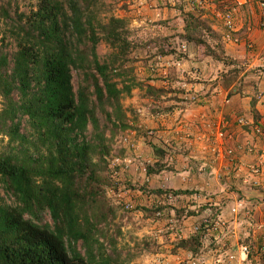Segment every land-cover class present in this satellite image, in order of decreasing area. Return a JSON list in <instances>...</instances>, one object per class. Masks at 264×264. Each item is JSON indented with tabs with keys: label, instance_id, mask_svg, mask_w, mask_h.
Instances as JSON below:
<instances>
[{
	"label": "trees",
	"instance_id": "16d2710c",
	"mask_svg": "<svg viewBox=\"0 0 264 264\" xmlns=\"http://www.w3.org/2000/svg\"><path fill=\"white\" fill-rule=\"evenodd\" d=\"M3 1L0 22L11 43L0 44V138H7L0 151V264H129L116 236L99 227L108 217L98 213L109 153L105 132L131 125L120 101L134 85L112 81V66L135 48L126 22L101 19L103 0H36L27 13L11 12V2ZM184 16L183 39L199 58L223 61L197 29L218 33L199 16ZM100 42L116 51L111 63L98 61ZM218 49L224 56L221 43ZM171 54L180 57L161 53ZM197 237L181 241L190 252L186 260L200 252Z\"/></svg>",
	"mask_w": 264,
	"mask_h": 264
},
{
	"label": "rangeland",
	"instance_id": "374dc122",
	"mask_svg": "<svg viewBox=\"0 0 264 264\" xmlns=\"http://www.w3.org/2000/svg\"><path fill=\"white\" fill-rule=\"evenodd\" d=\"M9 1L12 4L11 12L17 10L19 13H27L36 5V0H4V6H7ZM103 2L105 6L101 11V19H107L109 16L124 19L129 33L128 39L135 48L112 66V74L115 75L112 81L117 82L118 87H122L124 82L134 85L130 93L124 94L120 101L126 117L125 121L131 125L126 131L116 130L114 133L111 132V130L114 131V127H111L105 132L109 153L104 158L105 166L101 173V178L106 183L102 186L103 203L99 205L98 213L106 215L108 219L106 224L101 223L99 227L110 238L116 236V249L119 250L122 257L129 255V264H182L186 260V254H183L184 249L181 246V241L195 239L198 235L197 238L201 242L200 248L205 251L209 245V237L205 236L207 228L212 226L213 218L221 215L222 210L220 211L219 206L213 205L210 200L215 198L219 179L214 180L211 174H195L201 184H208L211 189L192 190L190 187L194 182L195 175L191 170V159L182 156L183 158L178 160V167L174 168L176 166L175 159H177L175 156L179 155L181 148L186 147L184 145L194 144L200 152L206 151L210 154H216L217 147L221 148L220 152L223 156L224 144L229 139L232 140L233 135L225 132L226 127L224 128L222 123L213 129L201 122L202 130L196 131V138L186 132L184 138L175 142L177 135L173 131L180 124L164 128L165 126L157 122V118L160 121L159 118H161L162 111L166 109L165 107H169L167 99L177 97L171 94L167 96V91H175L174 88L165 90L163 86H160L163 78L159 72L162 67L161 58H165L169 73L170 71L175 73L173 72L176 67L174 63L183 64V62L181 63V58L184 55L182 51H185V47L189 45L187 43H190L183 39L184 32H186L183 30L184 15L192 13L196 17L199 16L206 25L211 27L212 31H216L218 33L215 34L216 37H220L217 40L201 27L197 29L200 39H205L207 41L205 43L217 52L224 63H232L229 58L226 60L227 57L222 56L218 49V45L222 44L223 32H218L214 25L225 26V36L232 41L231 33L236 32L234 25L241 22L240 16L243 10L251 12L248 18L257 25V28H264V14L259 12L257 0H103ZM226 12L231 13V18H227ZM228 20L232 25L230 29L226 26ZM163 38L167 39V42L163 41ZM4 40V44L11 43L10 39L3 34L0 22V44ZM194 48H196L195 45ZM13 49L14 44L7 46L9 53ZM167 51H177L180 57L175 54H171L172 56L161 55L162 52L167 53ZM96 54L100 63H111L116 51H113L106 43L100 42L96 48ZM170 57L172 58L168 61ZM232 65L233 67L229 68L226 74L229 75L226 80L231 83L236 82L240 70L236 68L235 64ZM179 67L180 65L176 68ZM250 70L256 71L258 68ZM78 81V72L74 71V88L77 87ZM148 87H151V90ZM172 101L173 107L188 106V102L183 98ZM176 103L180 104L176 106ZM175 115L177 116L173 112L172 121L175 120ZM162 118L168 117L165 114V117ZM241 118L250 122L245 116ZM251 124H253L252 121ZM166 131L168 133L164 134L163 132ZM256 136L258 137V135ZM132 142L135 143L136 151L132 147ZM6 144L7 138H0V151L2 147L6 148ZM232 152L231 150L230 154L225 155L229 156ZM165 155L168 156L166 162ZM93 161L98 163V158H93ZM148 167L153 168L154 173H149ZM256 169L251 168V174L258 175L256 177L264 175L263 169L262 172L260 168L258 174L255 173ZM176 170L177 172H175ZM179 170L180 172H178ZM233 208L243 210L245 206L243 207L238 201ZM230 212L234 216L232 209ZM177 217L184 221L180 225L187 231L186 234L179 232L178 235H170L168 232L166 233L167 226L173 224ZM192 217L200 218L193 219ZM231 218L232 223L233 220L240 221L241 228L246 230L255 227L250 217ZM45 219L50 221L49 217H45ZM220 219V226H222L219 228L220 233L228 231L230 222L224 220V217ZM118 231H120L119 234H117ZM198 232L199 234H197ZM262 236L264 246V235ZM179 248L183 251L179 252L181 255L173 254L180 251ZM177 256H179V262L175 261ZM256 259L257 264H264L260 257H256ZM233 263L239 264V261L236 260Z\"/></svg>",
	"mask_w": 264,
	"mask_h": 264
},
{
	"label": "crops",
	"instance_id": "0c3cea01",
	"mask_svg": "<svg viewBox=\"0 0 264 264\" xmlns=\"http://www.w3.org/2000/svg\"><path fill=\"white\" fill-rule=\"evenodd\" d=\"M250 14L249 10L242 11L241 22L234 25L236 32L231 33L232 41L225 36V26L214 25L218 32H223L224 55L227 57L226 60L229 58L232 63L216 61L209 56L200 59L194 45L187 43L189 45L185 47L184 55L181 58L183 64H180L179 68L175 67V71H173L175 73L168 72V66L163 57L161 58L162 69H159L160 75L163 77L160 86H163L165 90L174 88L175 91H167V96L171 94L177 97L167 99L169 107H165L166 109L162 111L163 115L161 114V118H159L160 121L157 118V122L165 126L164 128L180 124L173 131L177 135L175 142L184 138L186 132L196 138V131L202 130L201 122L213 129L222 123L224 128L226 127L225 132L233 135V139H229L224 144V149L230 148L233 151L231 155L224 154L222 156L221 148L218 147L217 153H213V155L206 151L200 152L195 144V146L184 145L186 147L181 148L179 155L175 156L177 159H175L176 166L174 168L178 167V160L183 158L182 156H186L191 159L193 175L211 174L214 180L219 179L215 198L210 200L213 205L219 206L220 211L222 210V214L216 217H224V220L230 222V227H228V231H222L223 233H220V229H212L206 234L205 236L209 237L206 251L210 253V259L215 257L218 259L225 254H238L239 248L246 245L249 254L244 261L238 260L239 264H257L256 257H260L261 261H264L262 242V235H264V175L256 177L258 175L251 174V168L264 170V138L257 137L252 131L251 125L252 121L253 124L264 128V28H257V25L249 20ZM214 27L213 29H215ZM171 58H168V61ZM232 64L240 69L239 76L236 82L233 80V83L226 80L229 77L226 74L229 68L233 67ZM254 68H258V70H250ZM162 98L164 99V97ZM177 98L186 100L188 106L173 107L172 100H177ZM179 104L176 103V106ZM173 112L177 116L175 115V120L172 121ZM165 114L168 118L163 119ZM244 116L249 119L250 125L241 126L236 123L238 118ZM132 143V147L136 151L135 143ZM167 157L165 155V162ZM202 171L203 173H201ZM190 188L195 191L211 189L208 184H201L196 175ZM194 195L192 196L194 197ZM238 201L243 207L245 206V209H243L244 211L239 209L233 216L230 210ZM216 217L213 218L214 221L217 219ZM231 217L242 219L250 217L255 227L249 230L241 228L242 223L237 220H233L232 223ZM176 220L167 226L166 233L168 232L170 235H178L179 232L186 234L187 231L180 225L184 221L178 217ZM178 250L180 251L173 254L181 255L179 252L183 251L181 248ZM183 254H186V258L190 256V252L186 250ZM178 257L175 259L176 262H179ZM214 261L216 260H211L212 264H215Z\"/></svg>",
	"mask_w": 264,
	"mask_h": 264
},
{
	"label": "built area",
	"instance_id": "2783aa9c",
	"mask_svg": "<svg viewBox=\"0 0 264 264\" xmlns=\"http://www.w3.org/2000/svg\"><path fill=\"white\" fill-rule=\"evenodd\" d=\"M257 3H258V7L260 9V12L264 14V1H261V0H257ZM227 16V18H231V13L230 12H226L225 14ZM227 23V27L230 29L232 28V25H231V21L228 20ZM184 52V50L182 51ZM174 65H176V67H178L180 65L179 62H176L174 63ZM156 66V65H155ZM237 124L238 125H241V126H247L249 123L244 120L243 118H240L237 120ZM252 125V131L254 132L255 135H258V137H262L264 138V128L262 127H259L257 125H254V124H251ZM220 133V132H219ZM222 135V133L220 134V136ZM230 138V137H229ZM223 154H230L231 153V150L230 149H225L222 151ZM221 154V152H220ZM260 170L257 168L255 170V173H258ZM232 212L235 214H237L238 212V208L235 209V208H232ZM220 221L221 219L218 217L215 221H214V224L212 226H209L207 228V234L212 230V229H219L221 228L222 226H220ZM211 225V224H210ZM206 254H210L208 251H204L203 248L200 249V252L193 258H189L187 259L186 261H184L182 264H212L211 260H208L206 257ZM249 254V249L246 245H243L239 248V251H238V254H225L224 256H221V257H218L217 259V262L215 264H232L234 261L236 260H240V261H244V259H246V257L248 256Z\"/></svg>",
	"mask_w": 264,
	"mask_h": 264
},
{
	"label": "clouds",
	"instance_id": "9594fccd",
	"mask_svg": "<svg viewBox=\"0 0 264 264\" xmlns=\"http://www.w3.org/2000/svg\"><path fill=\"white\" fill-rule=\"evenodd\" d=\"M237 122V121H236Z\"/></svg>",
	"mask_w": 264,
	"mask_h": 264
}]
</instances>
